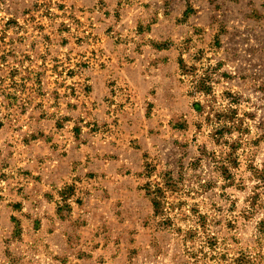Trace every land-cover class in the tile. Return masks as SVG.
<instances>
[{"label": "rangeland", "instance_id": "374dc122", "mask_svg": "<svg viewBox=\"0 0 264 264\" xmlns=\"http://www.w3.org/2000/svg\"><path fill=\"white\" fill-rule=\"evenodd\" d=\"M0 264H264V0H0Z\"/></svg>", "mask_w": 264, "mask_h": 264}, {"label": "trees", "instance_id": "16d2710c", "mask_svg": "<svg viewBox=\"0 0 264 264\" xmlns=\"http://www.w3.org/2000/svg\"><path fill=\"white\" fill-rule=\"evenodd\" d=\"M156 204V203H155Z\"/></svg>", "mask_w": 264, "mask_h": 264}]
</instances>
